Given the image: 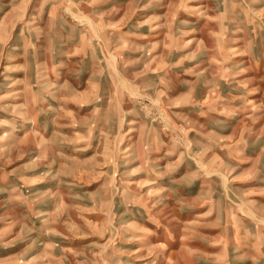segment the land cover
Here are the masks:
<instances>
[{
    "label": "rangeland",
    "instance_id": "1",
    "mask_svg": "<svg viewBox=\"0 0 264 264\" xmlns=\"http://www.w3.org/2000/svg\"><path fill=\"white\" fill-rule=\"evenodd\" d=\"M0 264H264V0H0Z\"/></svg>",
    "mask_w": 264,
    "mask_h": 264
}]
</instances>
